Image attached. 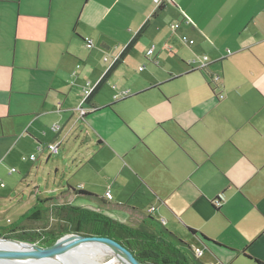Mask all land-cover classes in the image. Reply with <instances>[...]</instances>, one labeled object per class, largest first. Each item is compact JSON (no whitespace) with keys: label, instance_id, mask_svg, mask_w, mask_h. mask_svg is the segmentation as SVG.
<instances>
[{"label":"crops","instance_id":"0c3cea01","mask_svg":"<svg viewBox=\"0 0 264 264\" xmlns=\"http://www.w3.org/2000/svg\"><path fill=\"white\" fill-rule=\"evenodd\" d=\"M115 65L85 102L84 89L95 90ZM40 71L58 83L57 95L69 92L68 81H88L73 84L87 114L73 110L66 123L79 124L68 175L50 166L47 150L62 137L45 147L38 114L28 111L25 96L36 93L21 78ZM20 149L22 158L37 155L21 160L44 173L42 182L36 174L33 199H42L44 182L60 200L67 186L110 193L111 205L155 208L206 264H264V0H0V176ZM19 201L0 194L1 207Z\"/></svg>","mask_w":264,"mask_h":264},{"label":"rangeland","instance_id":"374dc122","mask_svg":"<svg viewBox=\"0 0 264 264\" xmlns=\"http://www.w3.org/2000/svg\"><path fill=\"white\" fill-rule=\"evenodd\" d=\"M185 19V16H184ZM178 25V24H177ZM176 26V25H175ZM174 26V27H175ZM179 26V25H178ZM179 28V27H178ZM177 29V28H176ZM83 65L82 63H80ZM80 65V66H81ZM143 69V67H142ZM18 73V72H16ZM18 77V74H16ZM22 75V74H21ZM27 76H23L21 80L25 84V86H29L30 90L32 92H35L36 95H26L25 99L29 103V112H32L33 114H38V116L35 119V125L34 128L38 129V131L41 133V143L45 145V147L53 141V138L55 135H60L62 138L61 140L56 141L62 144L59 153L53 154L50 161V166L59 165V168L64 171L65 174L72 173L71 172V163H72V157L74 156L75 152H78L77 150L71 149L73 146V143L75 142V139L77 135H79V124L78 122H75L74 120H71L70 123L66 124L68 119L71 117L73 110L76 112L79 111V104L84 99L83 95H80L79 90L73 85V84H81L83 82L86 84L88 81L87 79H84L83 81H68L70 82V90L69 92H65V96L57 95L55 92L56 89V82H53V78L48 74L47 72L40 71V72H30L27 74ZM79 79H82L79 77ZM109 88L105 87L102 89V97L105 99L110 98V92L108 90ZM81 96V97H80ZM62 110V112H61ZM66 124V125H65ZM54 125H60L63 127V131L60 133H54L52 131V127ZM67 142V143H66ZM80 143V141H78ZM64 144L68 146V149H63ZM44 147V148H45ZM74 147V146H73ZM39 151V150H38ZM43 151V150H42ZM25 154V153H24ZM45 154V153H44ZM21 149L18 150V153L14 152L11 155V164L9 165V168H14L16 170L13 174H3L0 176V194H11L14 198L18 197L19 199H22L23 202L19 201L18 205L15 207H11L10 205H5V207H1L0 203V226L1 227H7L11 225V222H14L16 220H19L23 215L27 214L31 209H33L36 199L31 198V191H32V184H34L36 181V174H38L37 171H35L33 168L37 167L38 164L33 162H23L21 160L22 158ZM78 157V156H75ZM8 167V166H7ZM25 171L29 173V178L26 181H24ZM74 173V171H73ZM44 173L39 172L40 176V182H42V176ZM60 178H62V175L59 176L58 183L55 184V186L52 184V182H48L51 188L59 187ZM74 182V181H73ZM1 183L4 184V186H1ZM39 184V183H37ZM43 183V186L40 189V198L42 199H48L53 198L61 195V192L59 189H53V191L46 192V188ZM75 184V183H74ZM64 187L67 186V183L63 184ZM86 193H89L91 195L99 196V197H105L100 193L101 191H98V193H91L88 191H85ZM115 195V193L113 192ZM67 194H64L63 200H59L58 204L60 205H66L67 203H70V200L65 198ZM106 203H116V199L112 201H108L107 197H105ZM120 204H126V203H120ZM129 205V204H128ZM131 206V205H129ZM132 207V206H131ZM102 210V209H100ZM145 213H149L146 211ZM153 218L156 219L157 215L153 214ZM121 222L126 223L128 226L133 228H139V219L137 217H134L133 215L125 216L124 217H118ZM73 228L71 227V224L69 222V216L66 210H55L48 209V211H44L36 220L30 219L26 220L22 223H20L17 228L15 229V233L13 236L9 237H3L10 240H17L21 242L31 243L38 247L45 248L49 245L51 241L54 240H60L61 238L73 235L72 234ZM175 234V233H174ZM52 246V245H51ZM50 247V246H48ZM96 250V249H95ZM90 253V254H89ZM89 253L85 252L86 255H84V264H112V262L115 260V257L112 255H103L102 257L98 256L99 258L97 262H93L92 258H96L94 256V251H89ZM100 252L97 253L99 255ZM91 257V258H90ZM81 257H77V259H80ZM102 260H101V259ZM201 261L206 264L205 259L201 257ZM111 262V263H110ZM0 264H8V263H0ZM123 264V263H118Z\"/></svg>","mask_w":264,"mask_h":264},{"label":"trees","instance_id":"16d2710c","mask_svg":"<svg viewBox=\"0 0 264 264\" xmlns=\"http://www.w3.org/2000/svg\"><path fill=\"white\" fill-rule=\"evenodd\" d=\"M163 9L160 7L158 13ZM158 13L152 18H156ZM149 23L150 21L143 26L135 39L125 49L120 60L125 58L127 52L133 47L141 33L146 30ZM116 67L117 65L113 66L106 73L87 101L96 96ZM212 83H216L214 77ZM65 194L70 197V203L66 205L58 204L60 200L58 197L38 198L33 209L23 215L16 223L7 227H0V237L13 236L20 223L30 219L36 220L48 209L52 208L53 211L64 209L68 213L69 222L73 228L72 234L113 239L131 251L144 264H205L201 261L203 251L199 256L192 245L171 232L161 220L153 218V213H144L125 205H111L98 196L82 190H73L69 186L65 188ZM78 201H84L86 204H77ZM127 215H133L139 219V228H133L118 221L120 220L118 217L125 218ZM188 231L194 236H199L203 241L210 242L197 231L190 228ZM56 242L57 240L51 241L48 246Z\"/></svg>","mask_w":264,"mask_h":264},{"label":"water","instance_id":"95a60500","mask_svg":"<svg viewBox=\"0 0 264 264\" xmlns=\"http://www.w3.org/2000/svg\"><path fill=\"white\" fill-rule=\"evenodd\" d=\"M0 241L16 245V248L0 247V263L33 264L50 261L56 264H84L82 248H95L107 252L123 264H144L131 251L107 237H88L73 234L58 240L50 247L41 248L31 243L0 237ZM17 246L19 248H17ZM77 257H81L77 259ZM84 262V263H83Z\"/></svg>","mask_w":264,"mask_h":264},{"label":"built area","instance_id":"2783aa9c","mask_svg":"<svg viewBox=\"0 0 264 264\" xmlns=\"http://www.w3.org/2000/svg\"><path fill=\"white\" fill-rule=\"evenodd\" d=\"M159 1H163V0H155V2H157V3H158ZM184 16H185L186 23H187V24H191L192 21H191L186 15H184ZM178 27H179L178 25L175 26V28H178ZM183 41L188 42L190 45H193V44H194V41L191 40V39H189V38L186 37V36L183 37ZM84 42L86 43V47H87L88 49H92V48H93L94 44H93V41H92L90 38H85V39H84ZM152 53H153V49L149 50L148 55H152ZM116 61H117V59H116ZM116 61H115V62H116ZM203 61H204V65H203L202 67H203V68H206L207 65H208V63H207V62H208V58L205 57V58L203 59ZM78 68H79V66H78ZM218 80H219V78L214 77V81H215V82H218ZM93 91H94V89H91V88L88 87V86L84 89L85 102H86L87 99L92 95ZM219 98H220V99H223L224 96H223V95H220ZM85 102H84V103H85ZM79 113H80V116H81V117H84V116L87 114V111H86V109H84L83 107H80V108H79ZM61 130H62V127H61L60 125H54V126L52 127V131H53L54 133H59ZM59 147H60V144H58V143L49 144V145L47 146V150H48V152H49L51 155H53V154H57V153H59ZM39 151L42 152V149L39 148ZM22 159H23V161H27V160L36 161V160H37V155L32 154V155H30L29 157L24 156ZM15 172H16V170H15L14 168L10 169V174H13V173H15ZM1 186H4V184L1 183ZM106 197H107V199H109V200H111V198H112V196L110 195V193H107V194H106ZM221 205H222V200H218V201H216V206H217L218 208L221 207ZM155 210H156L155 208H151V209H149V213H154ZM196 253L200 256V255L202 254V251H201L200 249H196Z\"/></svg>","mask_w":264,"mask_h":264},{"label":"bare ground","instance_id":"6f19581e","mask_svg":"<svg viewBox=\"0 0 264 264\" xmlns=\"http://www.w3.org/2000/svg\"><path fill=\"white\" fill-rule=\"evenodd\" d=\"M0 247H6V248H16V245H14V244H12V243H9V242H2V241H0ZM17 248H19L18 246H17ZM94 251L95 253V255L94 256H96V258L94 259V257L92 258L93 260V262L95 261V262H97V260L99 259V258H97L98 256H100V257H102L103 255H107V252H101V251H98V250H95V248H82V250L81 251H84V252H88L89 253V251ZM98 252H100L99 253V255H97V253ZM90 254V253H89ZM110 256V255H109ZM91 258V257H90ZM118 258V257H117ZM117 258H115V260L112 262V264H118L119 262H118V260H117ZM101 259V258H100ZM102 260V259H101ZM111 263V262H110ZM33 264H56V263H54V262H50V261H41V262H36V263H33ZM99 264V263H98Z\"/></svg>","mask_w":264,"mask_h":264}]
</instances>
